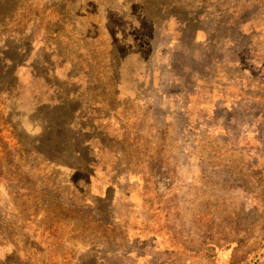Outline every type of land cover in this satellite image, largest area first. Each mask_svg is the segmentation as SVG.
Here are the masks:
<instances>
[{
	"label": "rangeland",
	"instance_id": "obj_1",
	"mask_svg": "<svg viewBox=\"0 0 264 264\" xmlns=\"http://www.w3.org/2000/svg\"><path fill=\"white\" fill-rule=\"evenodd\" d=\"M0 264H264V0H0Z\"/></svg>",
	"mask_w": 264,
	"mask_h": 264
}]
</instances>
